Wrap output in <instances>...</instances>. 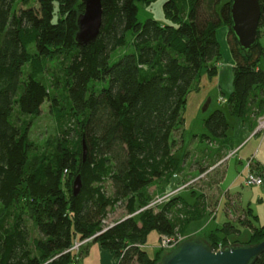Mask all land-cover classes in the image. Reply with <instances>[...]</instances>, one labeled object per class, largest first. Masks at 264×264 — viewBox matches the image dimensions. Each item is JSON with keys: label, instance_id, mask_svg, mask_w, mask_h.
Wrapping results in <instances>:
<instances>
[{"label": "trees", "instance_id": "1", "mask_svg": "<svg viewBox=\"0 0 264 264\" xmlns=\"http://www.w3.org/2000/svg\"><path fill=\"white\" fill-rule=\"evenodd\" d=\"M17 1L0 0V264H72L75 255L68 249L74 240L96 233L91 240L113 252L117 264H158L161 249L152 257L145 250L148 233L172 235L174 206L186 205V214L193 206L183 198L174 200L178 193L148 207V188L156 180L166 182L182 166L173 155L183 143L182 110L199 75L215 74L220 26L227 27L234 60L229 113L253 119L264 109V45L259 40L264 0H259L257 42L248 55L230 28L231 0H165L164 24L152 18L138 21L137 3L153 0H101L98 35L83 45L75 40L81 0H38V10L17 7ZM53 49L68 51L69 103H51L54 149L38 154L29 137L31 121L21 117L41 112L48 97L39 79L42 59ZM97 81L103 85L90 89ZM203 127L207 134L201 139L226 145L224 111L209 113ZM77 175L81 186L74 195ZM163 193L165 187L158 195ZM113 207L124 214L107 225ZM27 219L37 229L32 237ZM236 220L250 229V238L233 244L264 239V224L257 223L250 208L241 209ZM220 232L237 234L239 228L226 221L207 231L205 243L212 250L227 246L219 245ZM253 264H264V251Z\"/></svg>", "mask_w": 264, "mask_h": 264}, {"label": "rangeland", "instance_id": "2", "mask_svg": "<svg viewBox=\"0 0 264 264\" xmlns=\"http://www.w3.org/2000/svg\"><path fill=\"white\" fill-rule=\"evenodd\" d=\"M164 1L165 0H153L149 4L138 2V21L144 22L147 18H152L157 22H161L160 20L167 21L164 17L162 9ZM16 5L17 7L30 6L36 10L39 9L38 0H18ZM262 34H264V30ZM262 36L260 40L264 42ZM129 46L132 47L131 44L127 43L126 47ZM130 51H132V49H130ZM120 52H123L122 49L113 53L110 62H113ZM67 61L68 51L61 49L51 50L49 55L42 59L44 71L39 76V79L44 84L48 97L41 105V112L38 116L31 119L28 117H21V120L31 121L29 137L33 141L36 153L38 154L50 153L54 149V143L57 137V126L52 114L51 103H59L62 106H66L67 103H69L66 91V80L68 79L66 74ZM23 70V77H25L28 71L27 64L23 65ZM102 85L103 82L101 81L91 82L89 84V88L96 90ZM212 103H216L215 98H213ZM223 103L224 99L219 101L220 106H222ZM206 116H208V114ZM229 120L232 122V119L229 118ZM192 130L193 132H191L190 128L185 129L183 150L187 149L189 152H192L193 150L199 151L200 149L210 148L205 140L195 141L193 139L196 138V136H193L194 132H201L198 121L194 122ZM240 138V136L235 137L233 146L237 145L242 140ZM255 146V142L251 141L241 150V152H239L238 156L241 157V163H239L236 158H232L228 161L226 166L217 169L213 168V170L210 171L208 168L211 165L206 163L203 164L204 166L200 165L202 167L198 169L199 171L190 172L188 170L179 179L171 177L172 183L170 182L171 178H169V180L166 178L165 184L160 187L158 186L160 189H164L165 185H168L167 182H169L170 185L166 189L170 191L189 182L188 186L179 189L173 195L185 192L189 193L192 191V188H194L195 193L197 192L195 202L192 204L193 208L190 212H187V214L185 212L186 205L177 202L178 204L174 206L173 215L171 216V220L174 224V232L170 235V237L178 242L193 238L201 239L204 242L209 241L207 231L212 229L215 230L227 221L224 209L229 216L230 223L236 224L239 228V232L237 234H224L222 232L217 233L220 238L219 245L226 244L228 246L232 245V241L234 240L247 241L250 238V229L246 226H241L239 223L237 224L236 218L238 219L241 209L247 210L250 208L251 213L257 217V223L264 224V183L261 187L246 186L244 184L246 171L242 170L243 164H245L247 161L246 159L251 154L250 152L252 151V148ZM257 159L264 165V145L262 146ZM190 162H192V160H190ZM261 176H263L264 179V172ZM150 190L152 189L150 188ZM150 190L148 192H150ZM156 196H158V194L155 195V193L150 192V198H152V200H154ZM181 199L182 197L180 195L174 200L181 201ZM123 214L124 211L122 209L113 207L109 210L104 223L107 225L111 224L112 221H114L119 215ZM194 216L195 219H192ZM241 217L246 219V215L243 213L241 214ZM197 219L199 221H195ZM192 221H195L193 222L194 227L190 228L189 223ZM27 223L30 229L31 237L36 235L37 229L36 227L34 228L31 220L27 219ZM160 239L161 237L159 238L155 230L148 233L146 237L145 250L151 257L155 254L157 249H161L158 248ZM169 250L165 248L161 249L157 253L158 260L161 255Z\"/></svg>", "mask_w": 264, "mask_h": 264}, {"label": "crops", "instance_id": "3", "mask_svg": "<svg viewBox=\"0 0 264 264\" xmlns=\"http://www.w3.org/2000/svg\"><path fill=\"white\" fill-rule=\"evenodd\" d=\"M160 21H161L160 23L162 24L167 23L166 20H160ZM215 34L219 44V52L221 59L216 64L215 74L212 75L211 77H208L206 72H202L199 75V79L197 81L195 88H193L186 96V100L182 110L183 143L180 146V148L173 151V155L181 160L182 166L180 170L177 173H175V176H173L174 178L179 179L188 170L190 172L199 171L198 169L202 167L200 165L206 163H209L211 165L208 168L209 171L213 170V168L217 169L226 166L228 161L231 160L232 158H236L239 161V163H241L242 160L241 157L238 156V154L251 141L252 142L254 141L256 146L252 148V151L250 152L251 154L246 160L251 158L252 162L249 167H246L247 161L245 160L246 162L245 164H243L242 170L246 171V173L249 170H251L260 176L264 172L263 171L264 165L262 164V162H260L257 159V156L259 155L260 150L264 145V130L257 129V122H258V118L263 114L264 109L258 115L257 118H253V119L250 118L248 119L245 117L242 118L237 115H233L229 113L227 98L233 88L232 79H233L234 60L232 58L226 39L227 27L220 26L216 30ZM262 35L261 36L263 37L264 40V34ZM260 42L262 43V45H264V42H262L261 40ZM261 65L264 68V61L261 62ZM213 98H215L216 103H212ZM223 99H224V103L222 106H220L219 101H222ZM215 109H220V110L223 109L222 111H224L226 120L229 125V128L227 129L225 134V138L227 141L226 145L221 147L220 145L221 143L218 144L217 141L205 140V142L208 143L210 148L200 149L199 151L193 150L192 152H189V150L187 149L183 150L185 129L190 128L191 132H193L192 130L193 124L194 122L198 121L199 129H201V132H197V133L194 132L193 136H196V138L193 139L195 141H204L203 139L200 138V136L203 133H206L203 127V120L207 114L211 113ZM228 117L232 119V122L229 120ZM236 136H240L241 137L240 139L242 140L237 145L233 146L234 139ZM230 152H233V154L228 156ZM190 160H192V162H190ZM261 177L263 179V176ZM171 180L172 178L170 179V182L172 183ZM263 183H264V179L261 185L254 187H261ZM164 184H165L164 181L156 180L148 188V191L151 188L152 190H150V192H153L155 193V195H157L159 194V191L161 192V189L159 187L163 186ZM169 185L170 183L168 185H165V191L168 190L166 188L169 187ZM193 190L194 188H192V191L189 193L188 192L180 193L183 200H185L189 204H193L197 196V192L195 193V190L194 191ZM224 214L227 221H229V216L227 215L225 209H224ZM122 217H123L122 215H119L115 220L121 219ZM195 221H199V220L197 219ZM195 221L189 223L190 228L194 227L193 222ZM78 264H117V258L114 256L113 252H111L108 249L102 248L98 242L90 240L82 247L78 259Z\"/></svg>", "mask_w": 264, "mask_h": 264}, {"label": "water", "instance_id": "4", "mask_svg": "<svg viewBox=\"0 0 264 264\" xmlns=\"http://www.w3.org/2000/svg\"><path fill=\"white\" fill-rule=\"evenodd\" d=\"M81 3L83 11L77 17L75 40L83 45L92 43L98 35L102 5L101 0H81ZM229 8L233 37L244 55H248L257 42L259 0H231ZM80 186V177L77 175L72 182L74 195ZM263 251L264 239L255 244H233L212 250L203 240L193 238L181 241L164 253L158 264H253Z\"/></svg>", "mask_w": 264, "mask_h": 264}, {"label": "built area", "instance_id": "5", "mask_svg": "<svg viewBox=\"0 0 264 264\" xmlns=\"http://www.w3.org/2000/svg\"><path fill=\"white\" fill-rule=\"evenodd\" d=\"M262 29L264 30V26L262 27ZM257 129L258 130H264V112L263 114L258 118V122H257ZM234 152V151H233ZM233 152H230L228 154V156L232 155ZM252 162V159H248L247 162H246V167H249L250 164ZM262 177L260 175H258L257 173H255L254 171H251L249 170L246 175H245V178H244V184L246 186H259L262 184ZM189 182L177 187V189H173V190H170V191H165V193H163L162 195H158L156 196V198L154 200H151L149 203H148V207H151L153 205H156V204H160V203H163L165 202L167 199H169L170 197L173 196V194L175 192H177L179 189L181 188H184L185 186H188ZM145 206V207H147ZM144 207V208H145ZM100 233V232H99ZM98 234V233H96ZM95 234V235H96ZM93 235V236H95ZM93 236L89 237V238H85V239H76L74 240V242L72 243V245L69 247L68 251H71L74 255H75V258H74V261L72 262V264H78V259H79V255H80V252H81V249L82 247L87 243L89 242ZM160 243L158 244V248H165L167 250H171L173 249L175 246H177L181 241H175L172 237L170 236H161V239L159 241Z\"/></svg>", "mask_w": 264, "mask_h": 264}]
</instances>
